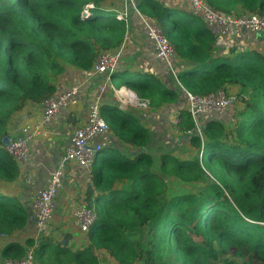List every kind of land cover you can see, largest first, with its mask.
I'll list each match as a JSON object with an SVG mask.
<instances>
[{
  "label": "trees",
  "instance_id": "obj_1",
  "mask_svg": "<svg viewBox=\"0 0 264 264\" xmlns=\"http://www.w3.org/2000/svg\"><path fill=\"white\" fill-rule=\"evenodd\" d=\"M205 2L220 12L264 15V0ZM125 8L135 11L124 0H0V264L28 248L34 264H102L100 253L115 264H264V52L218 51L199 15L157 0H141L135 8L158 22L175 55L189 63L177 74L181 86L197 94L224 89L235 102L224 116L207 118L201 134L182 109L174 126L187 137L189 155L161 153L157 164L156 155L139 148L150 136L134 112L101 105L109 133L137 150L127 157L106 147L109 156L91 166L85 200L95 221L85 244L48 234L12 238L26 228L29 210L4 187L20 174L2 142L12 134L11 118L55 94L67 66L89 71L97 54L120 48L127 23L115 15ZM112 80L152 108L177 98L151 73L120 70ZM170 178L193 188L170 195Z\"/></svg>",
  "mask_w": 264,
  "mask_h": 264
},
{
  "label": "built area",
  "instance_id": "obj_2",
  "mask_svg": "<svg viewBox=\"0 0 264 264\" xmlns=\"http://www.w3.org/2000/svg\"><path fill=\"white\" fill-rule=\"evenodd\" d=\"M132 8L135 5L131 0ZM190 9L194 14L199 15L205 23L207 29L215 36H228L235 28H242L250 32L264 35V15L243 12L240 15L219 12L211 8L205 0H187ZM88 11L84 10V14ZM126 10L116 14L117 20H126ZM142 32L152 43L155 55L164 61L175 75L172 68V58L175 50L169 39L164 35L158 22L152 19H142ZM120 58V48L101 52L96 55L91 70L86 75L70 82L68 86L55 94L47 97L41 103V120L31 125H17L15 132L9 137L6 150L16 160L20 168L27 165L30 142L37 138H45L48 134L44 123L60 114L64 109L74 103L75 99L82 93V90L97 80L96 94L86 108L85 119L76 125L69 136L68 146L61 156L57 168L43 187L36 190L30 198L29 218L36 229L40 230L53 218L55 211V199L59 184L63 176L64 166L67 162H72L79 168L89 171L91 166L98 159L100 152L103 151L102 144L97 142L99 138L107 134L108 126L101 113V102L106 90L113 92L114 96L122 103H126L121 97L122 92L127 88L115 86L112 81L114 68ZM186 110L194 121L193 132L201 134L202 125L207 118L222 117L236 100L234 93L224 89H218L208 94L191 93L185 90ZM128 104L147 108L149 100L139 97L134 91L129 90ZM174 112L167 114L169 121H175ZM141 150H146L143 146ZM147 151V150H146ZM73 224L81 233H85L94 224L95 211L87 205L78 206L73 210ZM3 264H34L33 250L28 248L24 255L18 259H3Z\"/></svg>",
  "mask_w": 264,
  "mask_h": 264
},
{
  "label": "crops",
  "instance_id": "obj_3",
  "mask_svg": "<svg viewBox=\"0 0 264 264\" xmlns=\"http://www.w3.org/2000/svg\"><path fill=\"white\" fill-rule=\"evenodd\" d=\"M140 1L141 0H131L134 5ZM157 1L163 3L165 6L192 11L187 0ZM125 3L127 2L125 1ZM128 3L130 4L129 1ZM143 18L150 19L141 15L137 9H135V11H128L126 16L127 31L124 41L120 47V58L113 73L127 69H129L130 72H135L137 77L143 76V73H151L156 75L165 86L175 90V84L171 80L167 79L163 81L162 79V77L165 75L167 77L166 73L168 72L169 67L164 61L156 57L152 43L144 36L141 29ZM215 41L216 49L222 52H226L231 46L238 48V44L248 45L251 46L249 48H255L264 52V35L250 32L242 28H235L232 34L228 36H215ZM174 56L175 57L172 58V68L173 70L174 68H178V72H175L174 70L175 78H177V74L187 68L189 63L186 60L177 57L176 55ZM131 58L136 59L135 63L130 62ZM86 73L87 71H80L74 67L67 66L65 71L57 79L56 92L65 89L70 82L78 79L79 77L85 76ZM96 82L97 80H93L92 83L82 90V93L75 99L71 106L64 109L60 114L44 123V126L48 132L47 136L45 138H37L30 142V149L28 153L30 154L35 152L36 149L33 145L34 143H39L41 144L39 151L40 157L38 159L35 158L34 161L32 160L31 162L28 159L26 167H19L20 174L18 178L4 186L5 191H7L9 194H12L15 199H17L18 202L24 205L27 209H29L30 198L33 193L36 192L37 189L46 185L50 176L58 166L59 160L64 154L65 148L68 146L69 136L72 132L70 131L68 133L67 129H71L75 125H79L84 121L86 108L96 92ZM90 86H92L93 90L90 88ZM121 86L126 87L125 85ZM176 91L177 90H175V92ZM184 101L185 104L181 106L179 96L177 95V98L174 102L160 107H150V113L148 115L145 114V116L142 118L138 117L135 111L129 106L130 104L128 107L126 103L118 102L117 98L110 90H106V92L103 94L101 105L109 104L111 106H117L120 110H130L134 112L140 123L147 127L149 131V141L143 147L155 155L160 153L159 150L163 148V144L159 141L157 136H162L163 138L168 136L174 139L176 142L181 139L182 136H180L176 131L174 122L179 118L180 111L182 109L186 110V98ZM84 104L86 105L85 108ZM133 107L135 108V106ZM171 112H174L176 116L175 121L173 122L167 119V114ZM41 115V104L29 103L23 110L16 112L12 116L9 124L11 133L15 132L17 125H31L35 122H38L42 118ZM165 133L166 135L164 137ZM108 138H110L109 142ZM46 141L53 143L55 151L54 153L45 150L44 142ZM97 142L102 144L103 151H106V147H115L124 154L131 156L137 150L136 148L129 147L122 142L117 141V139L109 132L99 138ZM171 142L174 143L173 141ZM61 183L59 184L57 194L59 193L63 195L69 190V192H72V194L75 196V199H72V202L69 203L71 208L70 214L68 213V215L73 218V210H75L78 206L86 205L87 203L85 200V192L87 186L90 184L89 171L77 167L72 162H67L64 166ZM28 189H31L29 196H23L20 198L16 193V191H26ZM59 194L55 199L56 207L52 218L54 221H56V219H60V215H62V213L63 216H65L63 212L65 208L63 207L66 203L62 201L63 197L60 202L57 201ZM29 225L32 226L33 229L35 228L34 230L32 229L35 232L36 226L33 224V222L28 220L26 228H28ZM34 232L32 235L36 238L37 236L34 234Z\"/></svg>",
  "mask_w": 264,
  "mask_h": 264
},
{
  "label": "rangeland",
  "instance_id": "obj_4",
  "mask_svg": "<svg viewBox=\"0 0 264 264\" xmlns=\"http://www.w3.org/2000/svg\"><path fill=\"white\" fill-rule=\"evenodd\" d=\"M127 8L124 9V11L126 10ZM135 10V9H134ZM243 13V12H242ZM242 13H239L237 15H240ZM240 49L242 50H245V49H249V47L251 46H248V45H240L238 44ZM261 51V50H260ZM175 56H173L174 58ZM126 59V58H125ZM136 59L135 58H131L130 59V62L132 63H135ZM133 65V64H132ZM116 68V66H115ZM114 68V69H115ZM175 72L177 71L178 72V68H174ZM173 70V71H174ZM167 74V77L166 75L164 77H162L163 81L169 79L171 80L174 84H175V90H177V95L179 96V101L181 103V106L185 104V90L184 88L181 86V84L178 82V79L175 78V75L173 74L172 71H170L168 69V72L166 73ZM118 79H119V76H115L114 78V81L117 83L118 82ZM113 81V80H112ZM113 81V82H114ZM90 88L93 90L92 86H90ZM129 88H127L124 92H122V95L121 97L124 98L125 102H126V105L128 106V102H127V99H128V93H129ZM132 91V90H131ZM96 94V92H95ZM118 102H120L119 99H117ZM134 111L135 113L138 115V117L142 118L145 116V114H149L150 113V106H148L147 108H140V107H133L131 105H129ZM128 106V107H129ZM86 107V105L84 104V108ZM232 115L233 113L231 112V109H230V112L227 114V120H232ZM76 126V125H75ZM74 126V127H75ZM73 127V128H74ZM10 128V126H9ZM71 128V129H73ZM71 129H67V132L69 133L70 131H72ZM166 133L164 134V137H165ZM159 138V141L162 142L163 144V148L159 150L160 153H157L155 154L156 157H155V162L156 164L158 163V155L161 154V153H165V152H169L170 154L172 155H175V156H179V157H184L183 159H186L188 157V152H189V147L187 146L188 144V140H187V137H181L180 140H178L177 142L166 136V138H163L162 136H157ZM168 138V139H167ZM110 141V138H108V142ZM171 141H173L174 143H172ZM167 142V143H166ZM44 145H45V150H48L49 152L51 153H54V146H53V143H51L50 141H46L44 142ZM36 149L35 152H32L30 154H28V159L29 161L31 162L32 160L34 161V159H38L40 157V146L41 144L39 143H34L33 145ZM174 148V149H173ZM109 152L108 151H103L102 153L99 154L100 157H108L109 156ZM187 156V157H186ZM129 157V155L127 156ZM168 183H169V194L172 195V194H175L177 192H179L180 190L183 191V190H190L192 189L193 187L191 185H180L178 186V184L175 182V179L174 178H170L168 180ZM62 184V183H61ZM83 187V186H82ZM30 190L31 189H28L26 191H16V193L19 195L20 198H22L23 196H29L30 194ZM59 194V193H58ZM57 194V196H58ZM63 197V200L66 204L64 205L63 208H65L63 210L64 212V215L66 216H63V213L61 216L60 219H56V221L54 220H50L46 226H44L43 228H41L40 230H38V228L36 229V231L34 232L32 228V226H28V228H26V230L24 229L23 231L19 232L18 234H14L12 236L13 239L15 240H19V241H23L27 236H33V232L34 234L37 236L36 238H39L40 236L42 235H51L53 238H56L57 240H64V241H68V243L74 245V246H78V245H83L85 244V235L84 233H81L77 230V228L75 227V225L73 224V218L68 215V213L70 214V204L72 202V199H75V196L72 194V192H69V190L67 192H65V194H59V198L57 201H61ZM13 202L15 204L18 203V200L16 199H12ZM70 200V201H69ZM55 207H56V201H55ZM67 212V213H66ZM33 229V230H32ZM32 230V231H30ZM68 235V236H66ZM131 237H136V234L135 233H132L130 234ZM4 238L1 237L0 238V242H4ZM99 257L100 259L102 260V264H115L114 260L112 259L111 256L105 254V253H100L99 254Z\"/></svg>",
  "mask_w": 264,
  "mask_h": 264
},
{
  "label": "water",
  "instance_id": "obj_5",
  "mask_svg": "<svg viewBox=\"0 0 264 264\" xmlns=\"http://www.w3.org/2000/svg\"><path fill=\"white\" fill-rule=\"evenodd\" d=\"M2 142H3V144L6 146V145H8V143H9V136H5V137H3L2 138Z\"/></svg>",
  "mask_w": 264,
  "mask_h": 264
}]
</instances>
